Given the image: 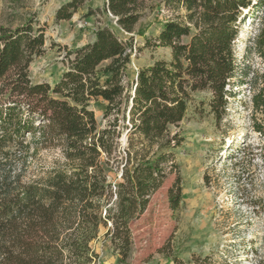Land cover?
<instances>
[{"label":"trees","instance_id":"trees-1","mask_svg":"<svg viewBox=\"0 0 264 264\" xmlns=\"http://www.w3.org/2000/svg\"><path fill=\"white\" fill-rule=\"evenodd\" d=\"M85 1L68 0L55 11V21H69ZM103 1L96 11L129 34L160 5L173 14L154 40L170 49L169 59L140 68L129 87L132 43L107 27H98L83 46H58L64 71L53 87L30 80V64L46 52L39 21L32 16L0 27V264H95L98 254L90 245L108 224L105 235L122 261L130 250V224L169 173L176 174L169 207L176 211L182 202L175 153L184 138L171 128L180 127L193 95H209L217 125L236 85L254 90V114L264 107V74L246 80L250 72L238 74L236 59L240 27L255 12L264 15V0ZM94 12L87 7L84 17ZM261 27L254 42L264 57V17ZM92 100L105 102L102 129L88 108ZM251 117L253 131L263 136ZM122 134L127 144L120 152ZM42 150L55 151L57 158L43 176L25 181L30 161ZM114 163L120 182L112 186L107 169ZM238 259L201 255L188 264H241Z\"/></svg>","mask_w":264,"mask_h":264},{"label":"rangeland","instance_id":"rangeland-1","mask_svg":"<svg viewBox=\"0 0 264 264\" xmlns=\"http://www.w3.org/2000/svg\"><path fill=\"white\" fill-rule=\"evenodd\" d=\"M151 1L155 5L161 2ZM66 2L0 0V27L18 25L32 16L44 27L46 52L34 59L29 68L33 83L45 82L53 87L64 71L61 63L64 51L58 46L66 49L83 46L94 39L98 27H107L119 39L131 41V63L125 75L128 87L140 68L169 59L170 49L154 44L162 23L173 16L163 5L147 12L129 34L112 17L96 11L102 9L103 0H86L69 21L56 22L55 11ZM87 7L95 12L84 17ZM263 17L261 12H255L246 19L236 41L238 74L250 72L246 80L264 74V57L257 54L254 42ZM259 86L264 89V82L259 81ZM230 90L232 97L228 98L220 125L207 105L209 95L196 93L180 127L171 128L184 138L175 153L182 186L179 208L173 211L167 201L168 189L176 177L172 172L152 194L144 213L130 224L127 257L121 261L115 245L106 237L108 224L107 228H99L98 237L90 245L98 254L95 264H174L170 256L188 264L192 256L201 255L228 256L239 258L241 264H260L264 255V135L253 131L251 115L264 130V107L254 114L250 105L254 90L248 85H236ZM104 106L101 100H92L88 106L99 129L106 122ZM118 140L121 152L127 144L126 136L122 134ZM56 158L55 151H40L30 161L25 181L43 176ZM107 172L112 186L120 182L117 164H111Z\"/></svg>","mask_w":264,"mask_h":264},{"label":"water","instance_id":"water-1","mask_svg":"<svg viewBox=\"0 0 264 264\" xmlns=\"http://www.w3.org/2000/svg\"><path fill=\"white\" fill-rule=\"evenodd\" d=\"M114 23L116 24V20H114ZM124 136H125V134H124Z\"/></svg>","mask_w":264,"mask_h":264}]
</instances>
